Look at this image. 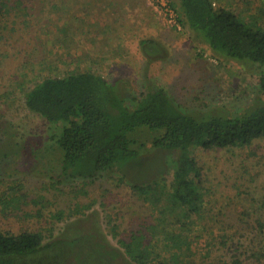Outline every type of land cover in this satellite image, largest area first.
I'll return each instance as SVG.
<instances>
[{
  "label": "rangeland",
  "instance_id": "obj_1",
  "mask_svg": "<svg viewBox=\"0 0 264 264\" xmlns=\"http://www.w3.org/2000/svg\"><path fill=\"white\" fill-rule=\"evenodd\" d=\"M45 1L44 8L38 0L34 4L30 31L0 44V230L38 232L43 244L102 239L122 251L118 240L152 222L155 210L120 182L121 174L114 169L89 178H76L77 166L67 170L53 140L61 126L28 110L25 93L46 76L87 70L108 80L130 107L135 98L160 88L175 112L199 121L236 119L264 106L259 84L264 65L232 60L204 43L200 33L181 23L179 30L168 25L149 0ZM213 1L264 26V0ZM53 3L58 4L55 10ZM144 39L165 44L162 54L149 55L157 46H141ZM133 134L147 145L138 148L142 178L148 181L161 167L171 184L175 156L153 151L155 131L144 127ZM193 154L204 167L207 189L202 226L232 201L256 208L253 193L241 200L237 194L246 187L264 188V140L251 149L198 148ZM120 169L133 179L137 172L133 166ZM257 171L250 182V174ZM62 257L55 248L21 264H59Z\"/></svg>",
  "mask_w": 264,
  "mask_h": 264
},
{
  "label": "trees",
  "instance_id": "obj_2",
  "mask_svg": "<svg viewBox=\"0 0 264 264\" xmlns=\"http://www.w3.org/2000/svg\"><path fill=\"white\" fill-rule=\"evenodd\" d=\"M36 1L0 0V44L30 31ZM38 1L42 5L39 8L47 6L45 0ZM171 5L180 23L200 33L202 41L213 49L238 62L264 65V26L245 21L231 8L216 7L213 0H172ZM52 6L55 10L58 4ZM140 45L157 46L149 55L159 50L162 54L165 46L153 39L141 40ZM259 84L264 88L263 73ZM25 106L61 126L53 140L67 170L79 168L74 171L76 178L114 169L121 174L119 181L149 204L156 215L143 229L118 240L122 251L102 239H83L77 244L58 239L43 244L44 237L38 232L12 234L0 230V263L21 264L24 258L59 248L63 256L59 264H264V188L238 191L239 200L243 194H254L251 204L255 209L242 200L232 201L202 226L207 189L204 167L193 154L198 148H253L264 140V106L241 118L199 121L172 110L164 91L154 88L135 98L130 107L108 80L87 70L42 78L25 93ZM144 127L156 132L153 151L175 156L171 159V184L161 167L154 177L148 176V181L142 178L144 165L138 164V155L147 145L140 144L133 133ZM125 166L136 169L134 179L119 171ZM257 175L258 171L250 174V182ZM112 230L117 234L115 226ZM73 257L76 260L72 261Z\"/></svg>",
  "mask_w": 264,
  "mask_h": 264
},
{
  "label": "built area",
  "instance_id": "obj_3",
  "mask_svg": "<svg viewBox=\"0 0 264 264\" xmlns=\"http://www.w3.org/2000/svg\"><path fill=\"white\" fill-rule=\"evenodd\" d=\"M153 8L162 16L170 26L180 29L181 25L177 12L173 9L170 0H149Z\"/></svg>",
  "mask_w": 264,
  "mask_h": 264
}]
</instances>
